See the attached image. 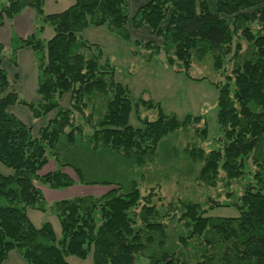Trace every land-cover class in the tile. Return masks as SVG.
I'll use <instances>...</instances> for the list:
<instances>
[{
	"label": "trees",
	"instance_id": "trees-1",
	"mask_svg": "<svg viewBox=\"0 0 264 264\" xmlns=\"http://www.w3.org/2000/svg\"><path fill=\"white\" fill-rule=\"evenodd\" d=\"M45 2L0 0V27L35 11V32L14 34L10 47L12 57L24 47L35 53L41 98L39 108L20 98L0 42V162L13 170L0 172V264L16 248L29 264H73L69 256L90 253L94 264H135L136 255L148 264H264V0H215L214 10L208 0H136L132 15L129 0H75L49 14ZM89 25L125 39L147 26L151 38L137 42L146 59L163 52L189 77L194 60L210 56L217 71L229 62L228 80L215 83L222 135L212 140L221 146H203L204 115L179 119L151 99L133 102L111 60L80 36ZM64 95L69 104L60 107ZM17 103L36 117L57 113L34 136L9 110ZM142 106L156 108V118ZM133 108L142 127L130 124ZM51 158L58 167L42 172ZM39 183L109 188L56 200L58 238L51 222L36 227L28 215L48 210ZM228 206L238 215L209 214Z\"/></svg>",
	"mask_w": 264,
	"mask_h": 264
},
{
	"label": "rangeland",
	"instance_id": "rangeland-1",
	"mask_svg": "<svg viewBox=\"0 0 264 264\" xmlns=\"http://www.w3.org/2000/svg\"><path fill=\"white\" fill-rule=\"evenodd\" d=\"M75 0H49L46 11H62L65 7L72 4ZM211 9H215V0H208ZM52 4V8H51ZM137 7L136 0H129L130 15ZM46 13V12H45ZM41 36L49 39L53 35V28L46 24ZM130 39H125L120 35L110 31L107 25H89L83 30L80 36L103 51V61L110 59L116 68V81L129 86L131 99L133 102L144 98L162 104L163 110L167 114H175L179 119L186 115H204L208 121L209 135L203 143L206 149L219 148L220 143L213 142L212 139L221 136L219 124L217 122V101L219 91L215 83L226 82L230 73V64L227 62L222 71H217L213 67L210 56L203 61L194 60L190 69V77L184 72H178L174 67H170L166 62V56L162 52L151 59H146L148 51L137 44L138 40L146 41L151 38L149 28L146 26L140 30L131 32ZM98 48H95L97 51ZM98 52V51H97ZM3 66L8 73L10 80L19 85V96L29 103L39 108L41 103L40 95L37 92V60L35 53L29 47L21 52L18 58L12 57V51L3 52ZM69 104L68 95L60 99V107ZM142 115L155 119L157 116L156 108L145 109L143 106ZM23 122L31 126L34 136L39 134L42 127L48 124L49 120L57 113V109L36 117L32 109L25 104L17 103L9 109ZM130 124L134 127H142V122L138 119L133 108L130 115ZM88 130V129H87ZM53 158L44 166L42 172H48L57 168ZM0 172L11 174L13 170L0 162ZM173 184V183H172ZM45 195L48 210L28 209V215L36 227H40L44 222H51L56 236L61 237V223L55 211L50 209L56 200L62 198H72L83 194L100 195L109 187L100 184H81L65 188H52L48 184L39 183ZM174 186L164 189V192L171 196L174 194ZM221 188L210 191L216 195ZM215 216H237L238 211L235 207H216L209 212ZM68 261L73 264H94L92 253L87 258L82 259L77 256H69ZM4 264H29L22 256L20 249L12 250ZM135 264H148L147 257L136 255Z\"/></svg>",
	"mask_w": 264,
	"mask_h": 264
},
{
	"label": "crops",
	"instance_id": "crops-1",
	"mask_svg": "<svg viewBox=\"0 0 264 264\" xmlns=\"http://www.w3.org/2000/svg\"><path fill=\"white\" fill-rule=\"evenodd\" d=\"M48 2L49 0H46L45 2V12L48 14L55 13L56 12L55 10H53L52 12L46 11V6ZM51 8H52V4H51ZM36 26H37L36 14L34 9L30 7L25 8L22 12L15 15L12 19L6 20L4 25L0 27V42L4 46V52L11 50L10 43L12 36L14 34L18 37L26 38L35 32ZM44 30L46 31V29ZM25 48L26 47L17 50L15 54V58H18L19 54L23 52Z\"/></svg>",
	"mask_w": 264,
	"mask_h": 264
}]
</instances>
